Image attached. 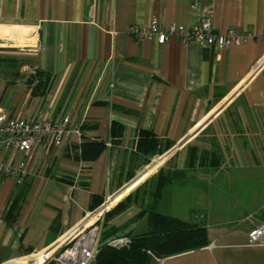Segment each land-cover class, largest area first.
<instances>
[{
  "label": "crops",
  "instance_id": "1",
  "mask_svg": "<svg viewBox=\"0 0 264 264\" xmlns=\"http://www.w3.org/2000/svg\"><path fill=\"white\" fill-rule=\"evenodd\" d=\"M205 18L216 34L250 39L213 54L176 37L159 45L132 35L153 19L168 30ZM0 114L69 116L81 134L45 152H0V165L20 171L0 176V264L54 250L100 208H92L98 197L115 198L110 213L132 195L107 228L133 223L123 235H138L149 229L139 215L157 212L178 179L224 190L254 177L264 188V0H0ZM143 131L170 147L150 163L137 149ZM84 140L106 144L95 162L77 159ZM244 221L205 224L207 248L149 264H264V246H247L261 220Z\"/></svg>",
  "mask_w": 264,
  "mask_h": 264
},
{
  "label": "built area",
  "instance_id": "2",
  "mask_svg": "<svg viewBox=\"0 0 264 264\" xmlns=\"http://www.w3.org/2000/svg\"><path fill=\"white\" fill-rule=\"evenodd\" d=\"M132 35L139 40L155 38L159 45H164L171 37H176L183 44L196 43L213 54H219L230 46H243L251 36L237 35L232 29L225 34H216L209 18L201 20L191 28L173 24L168 30H161L157 20L153 19L148 29L139 26L132 28ZM72 136L80 137L81 134L79 127L69 116L58 120L33 122L20 116L6 117L0 114V152L8 149L24 153L34 149L45 152L52 147H63ZM23 167L24 163H21L20 168ZM19 172L6 164L0 165L2 177L12 175L19 178ZM106 210L107 207H101L90 214L69 231L54 250L45 251L36 257L43 259L42 264H94L103 246ZM130 244V238L125 236H117L107 242L109 247H125ZM247 246H264V223L249 232ZM35 259L31 260L30 264L34 263L32 261Z\"/></svg>",
  "mask_w": 264,
  "mask_h": 264
},
{
  "label": "trees",
  "instance_id": "3",
  "mask_svg": "<svg viewBox=\"0 0 264 264\" xmlns=\"http://www.w3.org/2000/svg\"><path fill=\"white\" fill-rule=\"evenodd\" d=\"M115 135V130L112 131ZM170 147L161 148L160 142L149 132H140L138 141V152L147 157V163L156 155H162ZM106 150V144L99 140H84L81 143L80 155L77 159L85 162H95ZM167 180L157 188L152 197H161L162 190ZM158 195V196H156ZM132 195L119 203L114 210L106 214L105 219L109 221L114 215L121 214L129 209ZM20 196H16L10 202L8 218L12 210L18 207ZM103 204L102 198L98 197L92 208L97 209ZM139 217H147L149 229L143 234H128L131 244L125 247H110L103 245L95 261L97 264H149L152 257L158 259L169 258L184 253L199 251L210 245L208 229L197 222L185 221L169 215L143 210ZM107 223V222H106ZM107 226V224H106ZM119 230L109 228L104 240L117 234ZM94 263V264H95Z\"/></svg>",
  "mask_w": 264,
  "mask_h": 264
},
{
  "label": "rangeland",
  "instance_id": "4",
  "mask_svg": "<svg viewBox=\"0 0 264 264\" xmlns=\"http://www.w3.org/2000/svg\"><path fill=\"white\" fill-rule=\"evenodd\" d=\"M228 182L232 183V185L223 187L224 190L215 189L214 187L193 189L190 181L178 179L176 180L174 190L169 187L164 192V196L157 207V212L185 221L197 222L204 226L208 223L216 225L226 220L238 222L241 220L252 222L261 220L259 225L264 223V188L256 186V178L245 177L244 179L228 180ZM105 212L106 217L107 210ZM110 223H112L111 220L107 221L105 219V224L108 227L113 226ZM132 224L127 225V227H130ZM107 226H105L104 236L108 230ZM127 227H123L122 233H118L122 235H115L114 237L125 236L129 238L128 235H123ZM114 237H109L105 240L103 237V245L105 246ZM233 251L236 252V250ZM35 258L37 257L33 256L32 258L17 261L13 264H30L31 260Z\"/></svg>",
  "mask_w": 264,
  "mask_h": 264
},
{
  "label": "bare ground",
  "instance_id": "5",
  "mask_svg": "<svg viewBox=\"0 0 264 264\" xmlns=\"http://www.w3.org/2000/svg\"><path fill=\"white\" fill-rule=\"evenodd\" d=\"M110 206H111V202L108 204L107 208L109 209ZM40 259H42V258L39 257V258L35 259L34 261H32V262H34V263H32V264H39V260H40Z\"/></svg>",
  "mask_w": 264,
  "mask_h": 264
},
{
  "label": "water",
  "instance_id": "6",
  "mask_svg": "<svg viewBox=\"0 0 264 264\" xmlns=\"http://www.w3.org/2000/svg\"><path fill=\"white\" fill-rule=\"evenodd\" d=\"M115 198H112L111 200H109L108 202H105L101 207H107L108 206V204L112 201V200H114ZM100 207V208H101Z\"/></svg>",
  "mask_w": 264,
  "mask_h": 264
}]
</instances>
